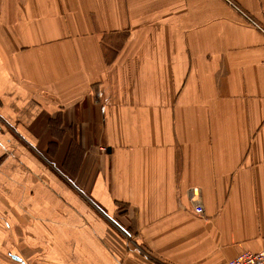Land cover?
Returning <instances> with one entry per match:
<instances>
[{
  "label": "crops",
  "instance_id": "0c3cea01",
  "mask_svg": "<svg viewBox=\"0 0 264 264\" xmlns=\"http://www.w3.org/2000/svg\"><path fill=\"white\" fill-rule=\"evenodd\" d=\"M250 18L264 0H0V264L264 251Z\"/></svg>",
  "mask_w": 264,
  "mask_h": 264
},
{
  "label": "built area",
  "instance_id": "2783aa9c",
  "mask_svg": "<svg viewBox=\"0 0 264 264\" xmlns=\"http://www.w3.org/2000/svg\"><path fill=\"white\" fill-rule=\"evenodd\" d=\"M262 31L264 32L263 29ZM193 210L196 214H202L201 204H194ZM226 264H264V251H242L229 259Z\"/></svg>",
  "mask_w": 264,
  "mask_h": 264
},
{
  "label": "rangeland",
  "instance_id": "374dc122",
  "mask_svg": "<svg viewBox=\"0 0 264 264\" xmlns=\"http://www.w3.org/2000/svg\"><path fill=\"white\" fill-rule=\"evenodd\" d=\"M248 21H249V24L251 26L255 27L256 29H258L260 32H262L264 34V32L262 31V29L264 30L263 25L259 24L257 21L252 20L251 18ZM262 47L264 48V44ZM60 153H61V151H60ZM74 159H75V164H76L80 158L76 156Z\"/></svg>",
  "mask_w": 264,
  "mask_h": 264
},
{
  "label": "trees",
  "instance_id": "16d2710c",
  "mask_svg": "<svg viewBox=\"0 0 264 264\" xmlns=\"http://www.w3.org/2000/svg\"><path fill=\"white\" fill-rule=\"evenodd\" d=\"M60 126H61V125H60V122H59V121H57V120H51V119L49 120V127H50V130L53 129V128H57V130H58V132H59ZM61 133L63 134V132H61ZM62 134H59V137H58L59 140H61V137H60V136H61Z\"/></svg>",
  "mask_w": 264,
  "mask_h": 264
}]
</instances>
